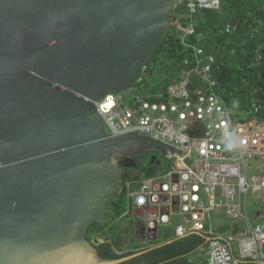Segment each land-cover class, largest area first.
Returning a JSON list of instances; mask_svg holds the SVG:
<instances>
[{
	"label": "water",
	"instance_id": "95a60500",
	"mask_svg": "<svg viewBox=\"0 0 264 264\" xmlns=\"http://www.w3.org/2000/svg\"><path fill=\"white\" fill-rule=\"evenodd\" d=\"M176 12L177 0H0V264H121L154 248L104 258L87 237L124 168L175 150L109 132L97 101L139 81Z\"/></svg>",
	"mask_w": 264,
	"mask_h": 264
},
{
	"label": "built area",
	"instance_id": "2783aa9c",
	"mask_svg": "<svg viewBox=\"0 0 264 264\" xmlns=\"http://www.w3.org/2000/svg\"><path fill=\"white\" fill-rule=\"evenodd\" d=\"M221 5L222 0H177V9L188 15L176 16V31L185 47L193 49L194 63L149 89L142 82L139 88H130L131 94L130 89L109 93L97 101V107L109 132L139 129L176 150L165 154L175 162L172 169L140 181L124 180L128 204L131 206V200V207L144 211L150 236L157 225L180 216L177 228L182 234L196 230L213 236L209 242L211 264H264V212L262 224L251 236L245 235L247 239H239L235 249L207 227L212 212L223 211L232 219L243 216L246 209L237 200L247 203L251 195L253 201L264 203V164L255 163H264V73H257L258 84L247 79L250 110L240 109L239 115H233L217 91L213 75L217 56L188 39L192 34L198 41L204 38L197 32L194 16ZM235 29L230 23L225 27L227 33ZM189 61L186 57L184 63ZM250 66L264 69L263 48H257ZM194 75L199 77V85H195ZM224 200L230 203L221 205Z\"/></svg>",
	"mask_w": 264,
	"mask_h": 264
},
{
	"label": "trees",
	"instance_id": "16d2710c",
	"mask_svg": "<svg viewBox=\"0 0 264 264\" xmlns=\"http://www.w3.org/2000/svg\"><path fill=\"white\" fill-rule=\"evenodd\" d=\"M178 11L179 9H177ZM177 12L176 16H178ZM194 18L197 32L203 33L204 38L198 41L197 37L192 34L188 39L204 46L206 53H214L217 56L213 75L219 83L218 93L226 100L233 112L237 109L249 111L251 102L249 87L251 84L247 79L250 78L251 83L258 84L260 81L257 82V73L261 71L264 73V69L250 66L257 48L264 49V37L261 40L259 38L260 33L264 36V0H222L219 9L201 10ZM228 23L236 26L234 32H226L225 27ZM229 39L231 41L227 43ZM193 54V49L186 48L181 42L179 32L176 31L174 24L156 56L148 63L142 81L135 82L134 86L139 88L143 82L144 88L149 89L156 83H165L169 78L191 67L194 63ZM186 57L190 59L189 64L184 63ZM161 68L169 70L167 78L153 80V83L150 84L154 73ZM193 79L195 85H199V77L194 75ZM244 79L247 81L245 82ZM148 158L149 155H145L139 160L142 177L158 173L157 164H148ZM126 196L124 188L121 197L118 196L113 203L112 209L115 213L111 216L112 219L109 218L108 222L102 221L105 222L103 227L98 222L88 230L87 237L94 239L99 254L104 258L126 256L176 236L174 229H170L168 232L164 230L158 233L157 240H151V243L145 247L129 245L128 248L123 249V237L119 232H115L118 226L113 224L115 222L113 218H119L128 208ZM99 233L106 239L102 240L98 236ZM204 243V236L191 233L174 239L171 243L152 248L121 264H194L195 254L204 248Z\"/></svg>",
	"mask_w": 264,
	"mask_h": 264
},
{
	"label": "rangeland",
	"instance_id": "374dc122",
	"mask_svg": "<svg viewBox=\"0 0 264 264\" xmlns=\"http://www.w3.org/2000/svg\"><path fill=\"white\" fill-rule=\"evenodd\" d=\"M177 14L178 15L179 14L185 15V16L188 15L186 12H183V11H178ZM263 37L264 36L262 35V33H260L259 34L260 40ZM168 72H169V70L164 69V68L158 69V71H156V73H154V78H151L152 82H150V84L153 83V80H155V81H157L158 79L165 80V78H167ZM128 93L131 94L132 90L130 89L128 91ZM240 113H241L240 109H237V110H234L233 115H235V114L239 115ZM234 119H235V122H238V119L236 116H234ZM159 158L161 159V163L157 164L158 173L172 169L173 165L175 164L174 160L169 159L165 154L159 155ZM255 163H257V165L264 164V163L259 162V161H255ZM134 181H140V179H134ZM119 197H121V195H119ZM127 204H128V202H127ZM122 209H121V211H122ZM246 210H247V213L251 219V220H249V222L246 220H234V219L232 220V218L226 216L223 211L220 214H216V213L212 212L211 213V220H210V222L209 221L207 222L208 227L210 226L211 229L214 231V233H218V234L220 233L223 236L227 237L235 249L236 248V240H235V236L231 233V228H232L233 222L238 223L239 226L244 225V227H247V228H249V226H253L257 222L261 221V218L256 220L254 218V214H256L257 211H262V212L264 211V203L260 202V201H253L252 196L249 195ZM113 211H114V209H112V212L107 214L103 218L102 221L108 222V220H110L109 218L112 219L111 216H113L115 213ZM242 217H244V216H242ZM242 217H239L237 219H240ZM144 218H145V216L138 214L135 210L132 213H130V210L128 208H126V211L121 214L120 218H117V219L113 218L115 220V222L113 224H116L118 226L115 229V232L118 233L120 230L127 231V229H128V226L126 225L127 223L129 224L136 219H137V221L138 220L144 221L143 220ZM102 221H100L99 223L102 224V227H103L105 222H102ZM180 222H181L180 216H175L173 218V225H169L166 228L164 225H162L159 229V233L161 231H164V230H166L168 232V230L170 231V229H174L175 225L180 223ZM122 235L124 236V239H125L126 232H125V234H122ZM98 236H100L102 239L105 238V236H103L101 234H99ZM127 240H128V242L125 240L124 243L125 244L127 243L130 246H135V245L141 246V245H145V244L149 245L151 243V241L148 240L147 238L140 239V235L135 237V241L130 240L129 236H127ZM204 246H205V244H204ZM263 248H264V244H263Z\"/></svg>",
	"mask_w": 264,
	"mask_h": 264
},
{
	"label": "bare ground",
	"instance_id": "6f19581e",
	"mask_svg": "<svg viewBox=\"0 0 264 264\" xmlns=\"http://www.w3.org/2000/svg\"><path fill=\"white\" fill-rule=\"evenodd\" d=\"M173 24H176V22H173ZM148 65V64H147ZM147 67V66H146ZM142 77L143 76H141V80H142ZM216 80H217V78L216 77H214ZM139 79V80H140ZM218 81V80H217ZM218 85H219V83H218ZM169 145V144H168ZM171 146V145H170ZM174 148V147H173ZM175 149V148H174ZM253 162V161H252ZM175 163V162H174ZM254 164V163H253ZM156 174H158V173H156ZM156 174H153V175H150V176H153V177H156ZM130 178H132L133 180L134 179H136V178H134V177H132V176H130ZM141 179V178H140ZM137 184V183H136ZM126 189V187L125 186H123V189ZM219 188H222V186L221 185H219ZM123 191V190H122ZM130 197V196H129ZM129 202L131 203V206H132V201L131 200H129ZM240 203L242 206H243V209H246V206H247V203H246V201H239V200H237L236 201V203ZM226 203H230V201H223V203L221 204V205H226ZM225 214V213H224ZM226 215V214H225ZM226 216H228V217H230L229 215H226ZM239 217H242V215H240ZM239 217H237V218H239ZM231 218V217H230ZM143 220H146V219H143ZM238 220V219H237ZM246 221H248V220H246ZM143 222H145V221H143ZM249 222V221H248ZM181 223V222H180ZM180 223H178V224H176L175 225V227H174V232H175V234H176V236L174 237V238H172L173 240L174 239H179V238H181V237H184V236H186V235H188V234H191V233H196V234H199V235H202V236H204L205 237V246H204V248L203 249H200L199 250V252H197L196 254H195V257H196V259H195V261H194V264H211L210 263V259H209V255H210V252H211V250H212V247H211V244L209 243L210 242V240L213 238V236L212 235H206V234H202V233H200L199 231H196V230H192V231H190V232H186V233H184V234H182V230L178 227L177 228V226L180 224ZM262 223H261V221H259V222H257L256 224H254L253 226H249V228H247V227H244V226H239L238 225V223H236V222H233V224H232V232H233V235L235 236V240H236V246H238V240L239 239H242V238H244V239H247V238H245L244 236L245 235H247L246 237H249V236H251L252 235V230L257 226V225H261ZM162 225H164L165 227H168L169 225H173V220L171 221V223H168V224H159V225H157L156 226V229H157V233H156V237L154 238V239H151V240H157V236H158V233H159V229H160V227L162 226ZM177 229V230H176ZM220 237H222V238H224V240L223 241H225L226 243L225 244H227V245H231L232 246V243L229 241V239L227 238V237H225V236H223L222 234H220ZM226 238V239H225ZM170 240V239H169ZM166 242V241H165ZM159 244V243H158ZM158 244H156V245H153L154 246V248L155 247H158L157 245Z\"/></svg>",
	"mask_w": 264,
	"mask_h": 264
},
{
	"label": "crops",
	"instance_id": "0c3cea01",
	"mask_svg": "<svg viewBox=\"0 0 264 264\" xmlns=\"http://www.w3.org/2000/svg\"><path fill=\"white\" fill-rule=\"evenodd\" d=\"M127 206H128V204H127ZM128 209L130 210V213H132L134 210L138 213V214H140V215H143L144 216V211L143 210H141V209H136V208H130V206H128ZM245 211V210H244ZM264 212V211H263ZM262 211H257L256 212V214H254V218L256 219V220H258V219H260L261 218V220H262V213H263ZM243 216L244 217H242V218H240V219H238V220H251L250 219V217H249V215H248V213H247V210L245 211V213L243 214ZM120 218V217H119ZM233 220V219H232ZM234 220H237V219H234ZM142 222V220H138L137 221V219L136 220H134V221H132L131 223H127L126 225L128 226V229H127V231H125V230H122V232H126V234L128 235V236H131L132 235V238H133V236H134V234H135V232L133 231V227H134V225L136 224V223H141ZM242 226H244V225H242ZM231 233L233 234V232H232V229H231ZM138 235H139V233H138ZM198 254V253H197Z\"/></svg>",
	"mask_w": 264,
	"mask_h": 264
},
{
	"label": "flooded vegetation",
	"instance_id": "af4514ba",
	"mask_svg": "<svg viewBox=\"0 0 264 264\" xmlns=\"http://www.w3.org/2000/svg\"><path fill=\"white\" fill-rule=\"evenodd\" d=\"M140 158H141V157L136 158V160L138 161V164H139V160H141ZM123 171H124V172H123V173H124V176L127 177V176H129L131 173H135V174H139V175H141V171H142V170H141V166L139 165L137 168L132 169L133 172H130V169H128V168H127V169L124 168ZM134 236H136V235H134ZM130 239H132V238H130ZM148 240H151V239H148ZM145 246H147V244L143 245L142 247H145ZM124 247H125V249H126V248H128L129 246H127V245L125 244Z\"/></svg>",
	"mask_w": 264,
	"mask_h": 264
},
{
	"label": "clouds",
	"instance_id": "9594fccd",
	"mask_svg": "<svg viewBox=\"0 0 264 264\" xmlns=\"http://www.w3.org/2000/svg\"><path fill=\"white\" fill-rule=\"evenodd\" d=\"M130 208H133V207H131L130 206ZM119 233L122 235V234H125L124 232H122V230H120L119 231ZM99 234H101V233H99ZM102 235V234H101ZM134 235H136V236H138V232H135V234ZM140 235V239H142V237H141V234H139ZM127 234H126V237H125V239H124V236L122 235V237H123V249H125V247H124V245H125V243H124V241L126 240L127 242H128V240H127ZM136 236H133V238H132V235L131 236H129V238H132V239H130V240H134L135 241V237ZM102 239V238H101ZM106 239V237L104 238V239H102V240H105ZM151 241V240H150ZM126 245L127 246H129L127 243H126ZM143 245H141V247H142ZM120 249V248H119ZM119 249H117L118 251H120Z\"/></svg>",
	"mask_w": 264,
	"mask_h": 264
}]
</instances>
